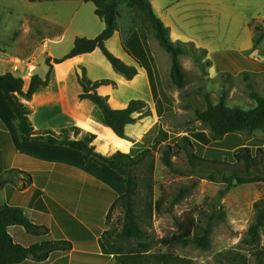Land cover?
<instances>
[{
	"label": "crops",
	"instance_id": "1",
	"mask_svg": "<svg viewBox=\"0 0 264 264\" xmlns=\"http://www.w3.org/2000/svg\"><path fill=\"white\" fill-rule=\"evenodd\" d=\"M48 1L56 0L37 3ZM218 2L151 0L155 15L169 29L173 42L192 43L197 49L206 51L204 56L211 80L221 75L230 79L241 77L246 83L261 81V88H264V40L255 48L253 28L251 36L238 39L236 47L214 48L227 43L220 36L219 16L237 13L250 2L235 0L236 3L221 8L216 7ZM70 3L36 10L30 16L36 28L33 43L28 46L20 40L21 37L11 44L0 41V53L8 56L7 50H10L16 54L14 60H31L33 64L26 63L29 68L24 71L27 73L32 69V76L45 78L50 71L46 87L35 92L30 100L21 99L28 108L35 132L62 135L69 131L71 139L91 134L95 136L93 145L96 151L103 156L121 152L136 157L153 146L160 129L167 131L163 121L170 119L167 118L170 110L162 102L159 113L158 104L160 86L169 95L166 81L171 77V60L168 68V58L159 51L162 48L149 40L148 50L139 30L130 31L122 17L118 30L105 42V47L127 66L137 69L133 79L118 74L100 48L56 64V59L71 51L76 38L95 39L105 29V23L96 15L92 2L70 0ZM261 16L264 21V15ZM43 22L48 24L46 30L41 28ZM26 31L31 33L32 29L25 27L24 35ZM40 50L44 56L43 68L34 65L35 55ZM49 59L51 68L47 62ZM10 60V57L9 60L0 58V66L7 65L6 71L0 74L12 73L28 83L30 78L19 75L14 70L15 63L12 66ZM76 63L83 71V80ZM102 80L110 83L100 85L96 92L107 98L113 110H124L134 100L145 102L149 108L148 116L136 114L139 119L127 126L125 138H119L106 125L97 104L80 98L85 93L83 81L93 84ZM73 128L79 129L80 133L72 132ZM153 129L155 133L147 135ZM10 170L28 174L32 183L23 190L6 185L0 189V204L20 207L34 224L48 228L54 240L72 244L69 253H54L40 264H117L113 255L107 256L103 252L100 239L109 228L107 218L113 204L126 192L123 177L99 159L87 158L85 152L22 135L16 115L0 91V175ZM9 233L17 243L26 241L23 228L11 227ZM21 264L37 263L28 259Z\"/></svg>",
	"mask_w": 264,
	"mask_h": 264
},
{
	"label": "trees",
	"instance_id": "2",
	"mask_svg": "<svg viewBox=\"0 0 264 264\" xmlns=\"http://www.w3.org/2000/svg\"><path fill=\"white\" fill-rule=\"evenodd\" d=\"M28 1L36 3L41 0ZM86 1L95 5L96 15L105 23V29L95 39L76 38L71 51L65 57L56 59L54 61L56 64L92 53L100 48L118 74L123 75L128 80L133 79L137 75V69L127 66L105 47V42L118 30L119 20L123 17L122 8L126 7L128 10L133 11L140 21L150 23L160 46L171 57L172 82L179 89L185 87L186 73L179 62V57L185 54L186 49L189 47L199 49L192 43L173 42L170 39L169 29L155 15L151 0ZM251 27L255 33L254 44L256 48L264 40V26L255 22L252 23ZM143 38L149 50L146 36L144 35ZM201 51L204 54L206 53L205 50ZM50 61L49 59L47 62L51 68ZM49 81L50 71L45 78L37 75L32 76L28 83L21 77L6 73L0 75V91L3 92L16 115L18 130L22 135L41 139L52 145H61L85 152L87 158L95 157L99 159L123 177L126 192L115 201L107 220H110L111 213L117 206H121L124 216L120 229L113 230L109 227L102 234L100 242L103 252L107 256L113 255L117 264H190L189 261L169 252L152 253L155 241L148 231V224L155 214L165 212L166 202L163 195L159 199L155 198L153 153L155 149L165 145L166 150L162 152V161L168 167H172V156H178L184 150H188L194 151L192 159L203 163L223 166L232 163L243 164L248 172L252 169L262 168L264 165V145L254 150L246 144V139H243L242 136L243 134L252 135L255 132L264 133V97L252 91V87L249 86L251 89L249 95L257 105L253 109L245 110L238 106H229L226 92L217 104L212 102L210 94L204 93L206 106L204 111L197 114V119L209 127L211 136L206 132L194 133L189 130L192 133L191 136L177 137L160 129L153 146L147 148L138 156L131 157L128 154L117 152L107 157L96 151L93 145L94 135L86 134L80 139H71L69 131H65L62 135L53 132L34 131L29 119L28 108L21 99L30 100L35 92L46 87ZM108 83H110L109 80H102L93 84L83 81L82 85L85 93L80 98L89 99L97 104L104 114L106 125L119 138H125L127 126L135 124L139 119L136 114L141 113L142 116H148L150 111L147 104L140 100L131 101L124 110H113L109 106L107 98L96 92L97 87ZM160 89L161 99L158 104V111L161 112L160 108L162 102H164V105H168L170 110L167 118H172L174 116V100L162 86H160ZM71 131L75 134L80 133L77 128H73ZM153 133H155L154 129L147 135ZM211 142L224 151L226 159L205 157L202 153H195L197 150H203V145H209ZM216 154L219 155V153ZM263 175L261 173V178L248 179L239 174H234V179L226 178L225 182H228L230 186L234 184V181L238 185L259 181L264 183ZM31 183V177L19 170H10L0 175V189H4L6 185L10 184L19 190H23ZM181 199V196L176 197L173 205ZM254 207L256 210L254 222L249 226L245 237L241 241V245L248 250V253L244 254L242 251L230 250L224 254H218L216 257L218 264H251V258L255 260V264H264V198L256 202ZM11 227H20L25 230L26 241L24 243L14 241L9 233ZM210 235V228L202 226L198 216L190 212L184 214L177 222L176 232L162 239L159 245L167 250L194 246L203 251H208L211 249L212 244ZM71 249V243L54 240L48 228L34 224L20 207L0 204V264H21L28 259L40 264L47 261L54 253H69Z\"/></svg>",
	"mask_w": 264,
	"mask_h": 264
},
{
	"label": "rangeland",
	"instance_id": "3",
	"mask_svg": "<svg viewBox=\"0 0 264 264\" xmlns=\"http://www.w3.org/2000/svg\"><path fill=\"white\" fill-rule=\"evenodd\" d=\"M246 1L250 2L249 6H242L237 13H224L225 16H219L221 18L220 36L226 39L227 43L216 45L214 46L215 49L236 47L238 39L245 40L246 37L251 36L252 23L257 22V24L264 26V21L261 19V15H264V0ZM234 3H236L235 0H219L216 7L221 8L223 5L229 7ZM65 4L70 5L72 3L70 0L48 1V3H31L28 0H0V41L11 44L18 37H21V41H24L28 46L31 45L35 40L36 28L30 16L36 13L39 8L60 7ZM122 15L130 31L137 28L143 37L146 36L147 43L150 40L151 43L162 48L150 23L140 21L136 14L126 7L122 8ZM40 25L42 30L49 28L45 22ZM25 27H30L32 32L26 31L24 35ZM47 44L52 45L51 42H47ZM41 50L35 55L34 65L38 68L44 66V56L40 54ZM161 50H159L160 53L162 52L168 58L167 66L169 68L171 57L163 48ZM7 51L13 66L16 54L10 50ZM179 62L186 73V84L184 88L179 89L172 82L171 77L167 79L166 88L170 97L175 101L176 114L174 117L163 121L165 129L174 136H191L192 133L189 130L194 133L206 132L211 136L209 127L197 119V114L204 111L206 106L204 93L210 94L212 102L217 104L226 92L229 106H238L245 110L253 109L257 105L249 95L251 92L249 86L252 87V91L264 97L261 81H255L252 84L246 83L241 77L230 79L229 77L225 78L224 75L211 80L208 77V62L205 61L204 53L201 50L192 47L187 48L186 53L179 57ZM26 63L33 64L31 60H27ZM26 68H29L26 64L20 66L18 74H26L24 71ZM6 69L7 65L2 64L0 73ZM40 71L38 70V72ZM242 137L246 139V144L254 150L264 145V133L243 134ZM164 150H166L165 145L158 147L153 153L155 198L159 199L163 195L166 202L165 212L155 214L148 224V231L155 241L152 253L169 252L189 261L190 264H218L217 255L230 250L248 253V250L241 245V241L249 226L254 222L256 216L255 203L264 198V183L259 181L238 185L234 181V184L230 186L225 181L226 178L234 179V174H239L248 179L261 178V173L264 174V165L258 170L252 169L248 172L243 164L230 162L231 165L223 166L200 162L192 159L194 151L184 150L180 155L171 157L172 167H168L162 161ZM195 153H202L205 157L226 159L224 151L216 147L213 142L209 145H203V150H197ZM216 153H219L220 156ZM178 196H181L182 199L173 205ZM190 212L198 216L202 226L210 228L211 249L203 251L194 246H189L167 250L159 245L162 239L176 232L177 222L184 214ZM123 216L121 206H117L111 213L109 227L113 230L120 229ZM251 264H255L253 258H251Z\"/></svg>",
	"mask_w": 264,
	"mask_h": 264
},
{
	"label": "built area",
	"instance_id": "4",
	"mask_svg": "<svg viewBox=\"0 0 264 264\" xmlns=\"http://www.w3.org/2000/svg\"><path fill=\"white\" fill-rule=\"evenodd\" d=\"M14 63H15L14 70H15L16 72L20 71V66L26 64V62H24V61H22V60H20V59H15V60H14ZM27 65H28V64H27ZM32 71H33V70H28L27 73L25 74V76H26L27 78H30V79H31V78H32Z\"/></svg>",
	"mask_w": 264,
	"mask_h": 264
},
{
	"label": "water",
	"instance_id": "5",
	"mask_svg": "<svg viewBox=\"0 0 264 264\" xmlns=\"http://www.w3.org/2000/svg\"><path fill=\"white\" fill-rule=\"evenodd\" d=\"M0 58L9 60L8 56H6L4 54H1V53H0ZM75 67L77 68V71H78V74H79L81 80H83V71H82V69L79 67V65L77 63L75 64Z\"/></svg>",
	"mask_w": 264,
	"mask_h": 264
}]
</instances>
